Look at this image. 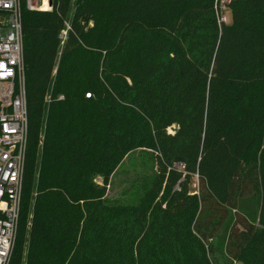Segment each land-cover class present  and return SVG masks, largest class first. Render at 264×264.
<instances>
[{
    "label": "trees",
    "instance_id": "16d2710c",
    "mask_svg": "<svg viewBox=\"0 0 264 264\" xmlns=\"http://www.w3.org/2000/svg\"><path fill=\"white\" fill-rule=\"evenodd\" d=\"M221 1L23 11L29 143L10 264H264V0H230L229 24ZM135 152L156 176L109 200ZM250 183L258 217L214 244Z\"/></svg>",
    "mask_w": 264,
    "mask_h": 264
},
{
    "label": "built area",
    "instance_id": "2783aa9c",
    "mask_svg": "<svg viewBox=\"0 0 264 264\" xmlns=\"http://www.w3.org/2000/svg\"><path fill=\"white\" fill-rule=\"evenodd\" d=\"M52 9L53 0H0V264H10L17 240L29 143L23 11ZM59 38L64 45L67 31Z\"/></svg>",
    "mask_w": 264,
    "mask_h": 264
},
{
    "label": "rangeland",
    "instance_id": "374dc122",
    "mask_svg": "<svg viewBox=\"0 0 264 264\" xmlns=\"http://www.w3.org/2000/svg\"><path fill=\"white\" fill-rule=\"evenodd\" d=\"M229 1L230 0H223L221 3V7L223 8L221 14L222 17L226 18L227 24L231 21L229 11L225 7ZM157 171V163L150 153L135 152L131 154L111 180V185L108 189L109 200L125 201L130 200V198L133 199V196L136 193L139 194L142 188L149 186L151 179L156 176ZM247 179L248 181L250 180L249 178ZM98 181L100 182V180ZM251 186H253V188ZM251 186L248 185L246 187L245 195L239 202L237 212L235 213L233 211L228 219L223 220L222 225L218 228L214 236V244L218 245L224 243L226 245L227 242H229V237L235 221L241 223V221L245 219L252 223L258 217L260 194L258 188L254 187L253 183ZM190 192L192 194L199 193V181L197 177H194L191 181ZM130 195H132V197H130ZM135 198H137L136 195Z\"/></svg>",
    "mask_w": 264,
    "mask_h": 264
},
{
    "label": "water",
    "instance_id": "95a60500",
    "mask_svg": "<svg viewBox=\"0 0 264 264\" xmlns=\"http://www.w3.org/2000/svg\"><path fill=\"white\" fill-rule=\"evenodd\" d=\"M52 4V3H51Z\"/></svg>",
    "mask_w": 264,
    "mask_h": 264
}]
</instances>
